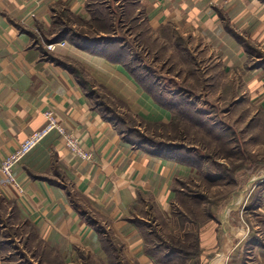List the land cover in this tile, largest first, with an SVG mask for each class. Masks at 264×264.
Wrapping results in <instances>:
<instances>
[{"label":"crops","instance_id":"1","mask_svg":"<svg viewBox=\"0 0 264 264\" xmlns=\"http://www.w3.org/2000/svg\"><path fill=\"white\" fill-rule=\"evenodd\" d=\"M113 2L114 9L108 0H0V264H11L13 240L5 231H31L26 241L42 247L30 252L37 264H160L154 254L160 249L147 238L171 228L181 214L187 216L178 234L197 237L201 264H264V177L227 181L236 184L232 195L215 211L207 212L204 204L206 219L196 226L178 206L181 193L206 199L205 192L192 188L200 172L195 151L133 141L102 112L110 105L97 97L103 90L137 119L155 125L172 124L181 105L180 92L166 94L157 80L137 77L128 62L131 50L114 37L117 12L123 20L143 21L159 33L158 41L181 36L189 47L201 43L207 52L208 45L231 66L240 60L245 69L259 71L264 63H246L264 62L251 51L264 50V0ZM101 9L110 24L99 23ZM64 13L67 20L60 17ZM58 22L67 30L60 36L67 44L47 51L40 38L55 39ZM147 33L141 31L139 38ZM141 70L151 73L148 67ZM48 110L84 141L94 159L75 158L53 133L15 167L19 190L4 181L2 162L45 126ZM211 175L210 184H226Z\"/></svg>","mask_w":264,"mask_h":264},{"label":"rangeland","instance_id":"2","mask_svg":"<svg viewBox=\"0 0 264 264\" xmlns=\"http://www.w3.org/2000/svg\"><path fill=\"white\" fill-rule=\"evenodd\" d=\"M108 1L114 9L113 0ZM98 5L100 4L95 6ZM119 7L117 6V11L120 10ZM106 13L102 9L98 13L101 26L109 23L104 18ZM121 14L117 12L114 17V24L116 22L114 37L122 44L125 43L131 50L133 59L129 58L128 62L136 68L137 77L144 82L157 80L166 94L169 90L180 92L182 96H188L194 104L188 105L187 97L178 95V103L181 105L175 112L172 124H148L137 119L103 90H99L97 97L101 98L105 105H110L109 108L105 106L101 110L113 118L121 130L128 132L129 138L133 141H140L150 147L178 146L195 151L193 159L196 160L195 163L200 172L196 177L197 183H194L192 188L205 192L206 199L199 197L195 201L187 199L181 193L178 196V206L196 221V226H200L206 219L204 204H206L207 212L209 208L215 211L220 200L228 195L231 196L232 191L236 189L235 183L227 181L240 179L243 183H247L256 182L264 177V70L249 71L243 67L244 61L241 63L240 60H236V63L231 66L229 60L224 61L218 57L216 50L210 49L208 45L207 52L206 46L201 43L189 47L187 40L181 36L172 39L162 38L167 41H158L157 37L161 39L159 33H151L143 21L138 23L129 18L123 20ZM60 17L67 20L65 13ZM94 24L99 29L98 21ZM140 24L142 27L139 26ZM143 30L148 31V35L139 38ZM55 31L60 33L54 37L55 39L62 36L61 33L67 32L59 22L55 26ZM85 31L94 33L86 25ZM168 35H172L170 30ZM40 40L43 42L42 47L48 51L47 46L51 43L46 42V35H42ZM52 41L54 39L50 40ZM251 51L264 56V50L257 52L251 49ZM260 63L264 62L249 61L246 66L255 67ZM143 66L148 67L151 72L149 75L142 74ZM146 85L151 89L150 83ZM211 174H214L216 178L222 177L226 184L223 182V185L210 184L209 179L214 180ZM198 199L202 201L201 205H198ZM209 200L215 204L209 205ZM184 216L187 215L181 214L174 224L172 223L171 228L157 231L158 235L147 238L152 247L157 246L160 249L154 251V254L162 264H201L198 258L196 236L191 235L182 239L178 234L186 222ZM234 228L236 232L237 226ZM172 229L178 231H171ZM29 232L31 233V231L3 233L12 236L13 242L10 243L12 248L10 254H7L11 264H37L38 260L33 259L32 255L42 247L35 240L26 241L25 236ZM240 233L238 231V234ZM235 235L234 237L238 236L236 233ZM33 242H35L34 250ZM27 244L28 249L25 248ZM169 246L181 250L183 256L180 254L168 260L169 253H172L168 250ZM27 252L32 253V255L30 253V260L26 255Z\"/></svg>","mask_w":264,"mask_h":264},{"label":"built area","instance_id":"3","mask_svg":"<svg viewBox=\"0 0 264 264\" xmlns=\"http://www.w3.org/2000/svg\"><path fill=\"white\" fill-rule=\"evenodd\" d=\"M66 41L51 43L47 46L48 50L55 51L57 47L66 46ZM47 122L45 126L32 133L20 146L2 162L1 171L4 175V181L13 184L19 190L20 184L15 175V167L37 146H39L49 135L55 133L58 135L62 144L72 153V155L82 161H92L94 159L93 151L89 150L84 141L73 131L69 130L60 121L54 110L45 112Z\"/></svg>","mask_w":264,"mask_h":264},{"label":"trees","instance_id":"4","mask_svg":"<svg viewBox=\"0 0 264 264\" xmlns=\"http://www.w3.org/2000/svg\"><path fill=\"white\" fill-rule=\"evenodd\" d=\"M62 39H61V37H57L56 39H54V41H52V43H57V42H59V41H61ZM49 43H51L50 41H49ZM160 147V146H159ZM176 147H178V146H176ZM178 148H180V149H183L182 147H178ZM196 243H197V237H196ZM170 247V246H169ZM197 249H198V246H197ZM168 250H170V251H172V252H175V253H179V254H181L182 255V253L180 252V251H176L177 249L176 248H173L172 246L170 247V249H168ZM171 253V252H170ZM183 256V255H182ZM169 257V256H168ZM167 257V259L169 260V258ZM160 264H162V263H160Z\"/></svg>","mask_w":264,"mask_h":264}]
</instances>
